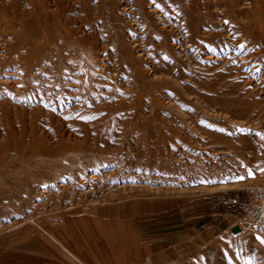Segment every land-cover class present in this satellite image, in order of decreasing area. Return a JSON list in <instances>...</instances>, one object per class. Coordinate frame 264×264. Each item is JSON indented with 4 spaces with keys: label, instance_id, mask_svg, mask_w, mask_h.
<instances>
[{
    "label": "rangeland",
    "instance_id": "obj_1",
    "mask_svg": "<svg viewBox=\"0 0 264 264\" xmlns=\"http://www.w3.org/2000/svg\"><path fill=\"white\" fill-rule=\"evenodd\" d=\"M76 1L69 13L99 36L105 58L94 76L72 58L62 33L63 63L42 67L53 46H32L45 32L37 13L23 15L34 4L0 0V264H264V231L230 230L243 186L264 184L263 83L233 74L234 57L216 55L197 36L180 48L142 36L139 48L124 44L120 31H130L106 0ZM256 2L244 1L253 10L247 15L264 24V0L260 16ZM142 66L150 71L141 77ZM192 148L202 159L188 156ZM100 166L113 171L103 186L70 182L29 215L23 197L43 203L35 189ZM164 168L174 175L155 173Z\"/></svg>",
    "mask_w": 264,
    "mask_h": 264
},
{
    "label": "bare ground",
    "instance_id": "obj_2",
    "mask_svg": "<svg viewBox=\"0 0 264 264\" xmlns=\"http://www.w3.org/2000/svg\"><path fill=\"white\" fill-rule=\"evenodd\" d=\"M78 1H80V0H78ZM81 1H83V0H81ZM244 1L245 0H138L140 7H138V10H136V9H134V8L132 9V7H130V5H129L130 3H128L129 1H126V0H106V2H107L106 6H108L110 8V11L108 10L110 13V16H114L116 19L120 18L121 20L120 19L119 20L125 26H127L128 31H130V33H128V35H126L124 33V29H122L120 31V35L122 34L121 37L124 36V44L125 43L127 45L133 44L132 47H138V42H140L139 40L142 36V37H145L151 41L153 39L155 41L157 39H159V41H161V43L163 45H166V46H167V43L170 46H172V44H175L177 46V48H180L181 46L184 47L186 40H189V39L193 40L194 37L197 36L198 40H200L204 44L206 42L208 44H212L215 47V50L213 52H215L216 55L223 56L224 58L234 57L232 60L236 62V63L235 62L234 63H235L238 70L233 72V74H235V73L243 74L244 80L248 77L250 80L254 79L256 84L263 83V85H264V70L261 72L262 76L259 79L257 78V75H259V72H260L259 70L262 67H264V63H261V61H260L261 59H259L260 56H262V55H263V59H264V24H262V20L261 21L259 20L260 24H258L256 17L253 20L249 19V14L247 15V13H248V11L253 12V10H251L252 6L247 5V3H244ZM253 1H257L256 3L259 4V7H260V5L262 6L263 0H252V2ZM72 2H74V1H72ZM104 2H105V0H104ZM79 3H81V2H79ZM100 3L97 1L96 5H99ZM186 3H188V4H186ZM26 4H34V7L31 6L29 12H27L26 9H23V15L28 16L29 18H32L33 14L37 13V15L39 16L37 18H40V20L42 22L41 24L43 26V31H45V32H42V34H41L42 38H40V40L38 42L32 43L33 44L32 46H34L37 43L38 47H42L43 51H44L47 48V43L52 40L51 43L53 46L52 51H53L54 56L52 55L53 58H51V57L48 58L46 54L42 53V55H44L42 60H41V63L43 65L42 67H46L47 65H49V67H51L52 70L54 71L58 68V65L63 63V62H61L62 58L59 57L57 54V46L58 45L56 46V42L61 39V36L59 34L62 33V36L64 35L63 38L68 40V43L66 45V49L68 51L72 52V58L76 56L78 58L77 62H79V64L82 67H86V68H88V70L91 71V73L89 72L90 73L89 75L94 76L95 75L93 73L94 72L93 71L94 65H98L99 63L102 64L99 61H101V60L104 61L105 58L102 57L101 55H98L99 54L98 51H100L102 49V47L96 43L97 42L96 38H98L99 36L94 38V34L92 33L93 30L91 32V30L89 29V26H88V30H86V27H87L85 25L86 23L79 21L81 19V17H79V20L77 21L75 19L76 17L74 16L75 13H71L72 11L69 13L70 9L75 10L76 8H73V7H76V6L71 5L72 3L70 4V0H26ZM76 5H78V3ZM26 6H28V5H26ZM2 9H4V8H2ZM13 9L14 8L12 7V10ZM83 9H85V8H83ZM83 9H81V10H83ZM260 9H261V7L256 8V13H257V15L259 14V16L261 14ZM79 10H80V8H79ZM3 11H6V10H3ZM188 11H190L192 13V14H190L191 15L190 19H188L189 16L187 17ZM78 12H80V11H78ZM85 14H87V13L85 12ZM85 14H83V15H85ZM8 16H10V15H7V18H8ZM79 16H81V15H79ZM12 17H13V15H12ZM83 17H82V19L85 20L84 19L85 17L84 18ZM107 17H108V15H107ZM107 17H105V18H107ZM9 18H11V16ZM25 18H27V17H25ZM37 18H35V19H37ZM77 18H78V16H77ZM0 19H1V17H0ZM153 20L155 21V23ZM75 21H77V22H75ZM27 23H28V21H27ZM69 23L73 28H69V26H67ZM161 24H166V25L160 26ZM24 25H27V24H24ZM97 27L98 26H96V28ZM189 27H191L192 31L187 33ZM202 27H204L206 29V31L203 30ZM91 28H92V26H91ZM5 29H6V26H5ZM6 31H8V30H6ZM25 31H27V30H25ZM136 31H138L135 34L136 36H139L138 39L135 35H132V32L135 33ZM259 31H262V34H258ZM98 32H99V29H98ZM57 33H59V34H57ZM51 36H52V38H51ZM24 37H26V36H24ZM100 40H102V38ZM169 40H171L172 42L169 43ZM62 41H60V42H62ZM25 43H26V41H25ZM102 43H104V42H102ZM29 44L26 46H29ZM59 46H60V44H59ZM83 46L88 47V48H86L84 50ZM197 46L200 49L203 48L202 43L197 44ZM62 47H64V46H62ZM99 47H101V48H99ZM249 47L251 49L253 48V50L256 47L257 50H255L254 52L250 51L249 53L244 54L250 49ZM94 49L96 50V52ZM36 50H37V46H36L35 51ZM61 50H64V48L63 49L61 48ZM182 50H183V48H182ZM140 51H141V53L139 54L140 56L142 53H143L142 57L146 56L143 49H141ZM100 52H102V51H100ZM115 53H116V51H115ZM65 55L67 56V54H65ZM209 57H212V55L208 56V58ZM240 58H241V60L243 59L245 61H250V59H251V61H253L254 59H256L257 62L253 63V66L251 67L252 62L251 63H247V62L241 63V61H239ZM70 60H71V58H70ZM132 60H133V58H132ZM232 60H231V63H233ZM72 61H74V60H72ZM130 61H131V59H130ZM151 63L153 64V62H151ZM72 66H74V65H72ZM79 66H78V68H81V66L80 67ZM103 66L104 65H101V67H103ZM97 68H98V66H97ZM141 68H143V69L142 70H139L138 68L135 69L139 74L141 73L140 74L141 77L143 75L142 73H146V72L150 71L145 66H142ZM230 74H231V72H230ZM154 76H155V74H153L152 83H156ZM241 80H243V79H241ZM161 82H164V81H163V77L160 75V83ZM143 88H144V84H143ZM262 91L264 92V87L262 88ZM109 94H111V91ZM109 101L111 102V99H109ZM116 101H117V99H116ZM150 102L152 103L151 107L154 108L155 107V100L152 99V100H150ZM115 104H117V103H115ZM135 112H137V109L135 110ZM188 153H189V155H188L189 157L193 156L196 158L197 157L201 158L202 154H204L203 152H199L195 148H192L190 150V152H188ZM179 159L181 160V158H179ZM161 160L163 161L162 158H161ZM225 160H228V159L225 158ZM225 160H223V161H225ZM223 161H220V162H223ZM201 162H203V161H201ZM237 162H239V160H237ZM139 163H140V161H139ZM179 166H181V165H179ZM158 167H159V165H158ZM154 168H156V167H154ZM203 168H204V165H203ZM142 169L143 168H141V170ZM152 170H153V168H152ZM160 170L164 171L165 175H169V176L174 175L173 171H167L165 168L164 169H157V170H155L156 171L155 173H157V175H161L162 172ZM177 171L178 172L176 173V175H180V174L185 175L186 174L185 171H184L185 173H181L179 171V168ZM111 173L113 174V171L111 172L109 167H101L100 166L97 169H94V171H86L82 175L79 174L80 176L78 174L68 176L67 177L68 179L65 177L62 180L60 179L58 181L56 180V181L52 182L51 184H49V186L45 185V186H42V187L35 189L34 192L36 193L37 199L38 200H41V199L46 200L43 203H40L37 200H34V201L31 200L33 198V195L25 196L22 199L23 200H25V199L29 200L28 203L31 204L30 205L31 206V209H30L31 214H29V215H33L32 214L33 211L40 210V209H42V207H46V206L48 207V205H50L53 202L52 201L50 203L52 194H57L58 192L62 193V191H64V188H66L65 187L66 184L68 185V183L70 184V182H76L77 181L76 183H79V184H82L85 186H87L89 184L91 187H93L97 183L102 182L101 185L103 186L106 182L105 180H107L106 178H108L111 175ZM132 173H134V172H132ZM138 174H140V173H138ZM186 175H188V174H186ZM146 177H148V176H146ZM156 177H158V176H156ZM55 188H58V189L54 191ZM25 202H27V201H25ZM18 204H19V202H18ZM40 205H43V206H40ZM242 230L243 229L240 227V228H238L237 231H235V233L241 232Z\"/></svg>",
    "mask_w": 264,
    "mask_h": 264
},
{
    "label": "built area",
    "instance_id": "obj_3",
    "mask_svg": "<svg viewBox=\"0 0 264 264\" xmlns=\"http://www.w3.org/2000/svg\"><path fill=\"white\" fill-rule=\"evenodd\" d=\"M241 191L244 203L238 217L239 223L232 224L248 231H264V184H248Z\"/></svg>",
    "mask_w": 264,
    "mask_h": 264
},
{
    "label": "water",
    "instance_id": "obj_4",
    "mask_svg": "<svg viewBox=\"0 0 264 264\" xmlns=\"http://www.w3.org/2000/svg\"><path fill=\"white\" fill-rule=\"evenodd\" d=\"M230 230L233 231V232H235V231L238 230V226H237L236 224H232V225L230 226Z\"/></svg>",
    "mask_w": 264,
    "mask_h": 264
},
{
    "label": "snow or ice",
    "instance_id": "obj_5",
    "mask_svg": "<svg viewBox=\"0 0 264 264\" xmlns=\"http://www.w3.org/2000/svg\"><path fill=\"white\" fill-rule=\"evenodd\" d=\"M261 239V242L264 243V238H260Z\"/></svg>",
    "mask_w": 264,
    "mask_h": 264
}]
</instances>
